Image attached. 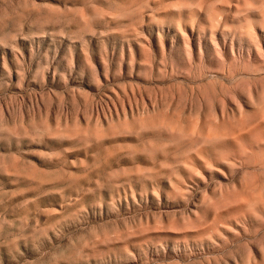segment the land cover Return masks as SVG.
I'll return each mask as SVG.
<instances>
[{"label": "rangeland", "instance_id": "374dc122", "mask_svg": "<svg viewBox=\"0 0 264 264\" xmlns=\"http://www.w3.org/2000/svg\"><path fill=\"white\" fill-rule=\"evenodd\" d=\"M0 264H264V0H0Z\"/></svg>", "mask_w": 264, "mask_h": 264}]
</instances>
